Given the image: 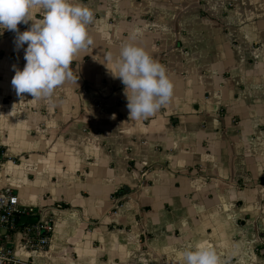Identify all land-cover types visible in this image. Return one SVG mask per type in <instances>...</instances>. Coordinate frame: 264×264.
I'll list each match as a JSON object with an SVG mask.
<instances>
[{
	"label": "crops",
	"instance_id": "1",
	"mask_svg": "<svg viewBox=\"0 0 264 264\" xmlns=\"http://www.w3.org/2000/svg\"><path fill=\"white\" fill-rule=\"evenodd\" d=\"M0 151L18 264H264V0H0Z\"/></svg>",
	"mask_w": 264,
	"mask_h": 264
},
{
	"label": "built area",
	"instance_id": "2",
	"mask_svg": "<svg viewBox=\"0 0 264 264\" xmlns=\"http://www.w3.org/2000/svg\"><path fill=\"white\" fill-rule=\"evenodd\" d=\"M36 210L31 207L19 206L10 189L0 188V264H18L12 248L4 243L6 235L22 237V246L29 250L44 249L48 246L49 236L52 231L51 220L25 223L17 227L20 216L32 217ZM5 230V233H2Z\"/></svg>",
	"mask_w": 264,
	"mask_h": 264
},
{
	"label": "water",
	"instance_id": "3",
	"mask_svg": "<svg viewBox=\"0 0 264 264\" xmlns=\"http://www.w3.org/2000/svg\"><path fill=\"white\" fill-rule=\"evenodd\" d=\"M38 221V218L36 216H32V217H27V216H20L19 217V222L21 224H25V223H35ZM2 233H5V230H2Z\"/></svg>",
	"mask_w": 264,
	"mask_h": 264
},
{
	"label": "trees",
	"instance_id": "4",
	"mask_svg": "<svg viewBox=\"0 0 264 264\" xmlns=\"http://www.w3.org/2000/svg\"><path fill=\"white\" fill-rule=\"evenodd\" d=\"M0 154H1V151H0ZM0 161H1V155H0ZM19 221V220H18ZM25 224H21L20 222H18L17 224V227L21 228L23 227Z\"/></svg>",
	"mask_w": 264,
	"mask_h": 264
}]
</instances>
